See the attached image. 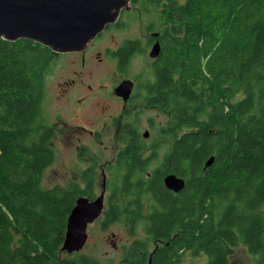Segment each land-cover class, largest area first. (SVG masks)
<instances>
[{
    "label": "trees",
    "instance_id": "1",
    "mask_svg": "<svg viewBox=\"0 0 264 264\" xmlns=\"http://www.w3.org/2000/svg\"><path fill=\"white\" fill-rule=\"evenodd\" d=\"M130 2L140 12L155 8L165 23L152 81L142 86L146 104L167 114L157 134L172 142L149 170L157 147L145 154L136 121L121 127L105 223L130 221L132 231L142 223L146 231L123 264H146L148 254L151 264H166L183 248L203 253L208 264H227L239 245L264 264V0ZM137 49L136 41L125 43L120 62ZM54 59L30 39H0V264H99L83 255L60 258L77 197L94 195L92 170L84 188L42 186L54 159L53 129L41 120ZM168 173L185 179L178 193L165 187ZM151 240L161 241L153 252Z\"/></svg>",
    "mask_w": 264,
    "mask_h": 264
},
{
    "label": "rangeland",
    "instance_id": "2",
    "mask_svg": "<svg viewBox=\"0 0 264 264\" xmlns=\"http://www.w3.org/2000/svg\"><path fill=\"white\" fill-rule=\"evenodd\" d=\"M121 15L119 25L105 29L94 38L84 65L74 55L55 57L45 78L41 120L53 129L49 147L53 149L54 159L42 173L44 189L62 190L71 182L82 186L83 170L92 168L94 196H98L102 191L101 165L104 162L108 164L104 165L108 181L112 173L110 161L124 147L125 138L120 133V127L127 118L136 119L141 134L145 129L149 130L151 138L147 140L148 150L145 154L157 147L158 160L151 162L149 170L158 165L159 159L169 149L172 139L169 136L160 138L157 134L166 126L167 114L146 104L142 86L152 81L153 68L148 56L151 44L147 45V39L152 33L162 30L165 23L158 18L155 8L140 12L130 3L122 9ZM127 39L138 40L145 51L135 54L124 71L118 70L111 56L99 60L103 55L97 56L98 51L106 47L115 48ZM124 77L134 79L140 91L126 111L112 90ZM71 80L75 82L67 85L66 82ZM243 88H239L232 101L242 97ZM125 112L128 114L123 116ZM110 189L107 186L105 196H109ZM105 211L106 208L100 218L88 225L84 247L74 253L60 251V258L76 259L83 255L103 264L114 263L121 259L124 248L134 239L145 237L142 223L138 224L135 233H131L122 220L105 223ZM111 233L115 234L116 249L110 242ZM255 259L256 256L250 254L245 246L239 245L234 248L228 264H255ZM178 260L181 264H205L207 258L200 253L182 251Z\"/></svg>",
    "mask_w": 264,
    "mask_h": 264
},
{
    "label": "water",
    "instance_id": "3",
    "mask_svg": "<svg viewBox=\"0 0 264 264\" xmlns=\"http://www.w3.org/2000/svg\"><path fill=\"white\" fill-rule=\"evenodd\" d=\"M130 0H0V39L15 41L26 38L49 47L53 52L79 51L85 48L109 23H114ZM157 32L152 36H157ZM160 43L151 46L149 57L158 55ZM133 87L131 79L122 80L115 87V94L126 100ZM148 130L144 136L147 137ZM213 161L211 156L205 166ZM167 189L178 193L185 186V179L174 173L163 177ZM105 176L102 191L89 199L77 197L70 210L61 251H80L87 241V227L102 213L104 206Z\"/></svg>",
    "mask_w": 264,
    "mask_h": 264
},
{
    "label": "flooded vegetation",
    "instance_id": "4",
    "mask_svg": "<svg viewBox=\"0 0 264 264\" xmlns=\"http://www.w3.org/2000/svg\"><path fill=\"white\" fill-rule=\"evenodd\" d=\"M129 3L131 4V2L129 1ZM121 12H122V10H121ZM121 12H120V14H119V16L117 17V19H116V21L114 22V23H109V24H107L105 27H104V29L100 32V33H98L97 35H96V37H94L95 39L98 37V35H100L105 29H107V28H109V27H111V26H117V25H119V22H120V20H119V18L122 16L121 15ZM158 34H157V36H152V35H150V37H148V39H147V45H150L151 44V46L153 45V43H155L156 41H159V32H157ZM92 39V40H90L88 43H87V45L85 46V48L84 49H82V50H79V51H71V52H63V53H55V57H59V56H69V55H74L75 56V58L76 59H80V62H81V64L82 65H84L85 64V62H86V59H87V55H86V53H88V52H90L89 51V46H90V44L92 43V42H94V40L95 39ZM132 40H134V41H136L137 43H138V49L135 51V52H130L129 53V55L126 57V60H125V64L123 65V63H121L120 62V59H119V48H121L125 43H127L128 41H132ZM160 43V42H159ZM161 48V47H160ZM150 49H151V47H150ZM142 50V48L140 47V44H139V41L138 40H136V39H127V40H125L121 45H119V46H116L115 48H111V47H106V48H104V50H102V51H98L96 54H97V56L98 55H100V54H102L103 55V58H99V60H103L104 58L106 59V58H108V57H112L115 61H116V66H117V68H118V70L119 71H124L125 70V68L128 66V64H129V62H130V60L132 59V57H134V55L135 54H137L138 52H140ZM145 51V50H144ZM143 50L141 51V52H144ZM150 51V50H149ZM92 52V51H91ZM159 52H160V50H159ZM159 54V53H158ZM148 56H149V52H148ZM157 57H158V55L156 56V57H154V58H151L150 57V64H153V62L157 59ZM153 70V69H152ZM152 73H153V71H152ZM124 79H131V78H127V77H124V78H121L119 81H118V83L116 84V85H114L113 87H112V90H113V92H114V95L116 96V99L117 100H120L121 102H122V104H123V110L124 111H126L127 110V107L129 106V105H131L132 104V102L135 100V99H137L138 98V96H139V86H138V83L134 80V79H131L132 81H133V87H132V89H131V92H130V95H129V97L126 99V100H124L123 99V97L122 96H118V95H116L115 94V87L122 81V80H124ZM75 81L74 80H71V81H67L66 82V84L67 85H71V84H73ZM89 87H91V86H89ZM110 92H111V90H110ZM125 114H128V113H124L123 114V116L125 115ZM128 121H130V122H134V121H136V119L135 118H133V119H129V118H127V120H126V122H128ZM126 122H123L122 123V125H124ZM122 127V126H121ZM121 127H120V129H121ZM145 130H147V129H145ZM145 130H144V132H145ZM144 132L141 134V136H142V138H144L145 140H149L150 139V137H151V134L149 133L148 134V136L147 137H145L144 136ZM148 132H149V130H148ZM120 133H122V132H120ZM140 133H141V131H140ZM123 134V133H122ZM124 138H125V136H124ZM121 150V149H120ZM119 153V151L117 152V154ZM116 154V155H117ZM116 157V156H115ZM115 157L110 161V163H112V165H113V163H114V160H115ZM104 165H108L106 162H104L102 165H101V173H102V185H103V177L105 176V192H104V206H103V210H102V213H101V215L99 216V218L102 216V214H103V212H104V210H105V208H106V220H107V218H109V217H111V214L110 213H108V209H109V196L107 195V196H105V193H106V190H107V186L110 188V186H109V179H108V181H107V175L106 174H104L105 173V167H104ZM88 169H91L92 170V168H88ZM112 169V168H111ZM86 170L87 169H85V170H83V178H84V182H83V185L82 186H80V187H82V188H84L85 187V185H86V183H87V179L85 178V172H86ZM93 171V170H92ZM93 188H94V182H93ZM94 190V189H93ZM93 193H94V191H93ZM110 193H111V191H110ZM110 195V194H109ZM96 196H94L93 195V197L91 198V199H93V198H95ZM105 205H106V207H105ZM146 213H144V212H142V216L143 215H145ZM127 218H129L128 220H133L134 219V214H130V215H127L126 216ZM97 220V219H96ZM95 220V221H96ZM140 220V219H139ZM125 223V225L127 226V229L131 232V233H135L136 232V230H131L130 229V226H131V224H132V222H130V221H126V222H124ZM92 224V223H91ZM143 232H144V234L146 235V231L145 230H143ZM111 239H110V242H111V245H112V247L113 248H118V245H117V243L115 242V234L114 233H111L110 234V236H109ZM135 240H141V239H134L133 241H135ZM133 241L131 242V243H133ZM148 241H149V239H148ZM161 241H157V240H151L150 241V245H148V249L150 250V251H152L153 252V250L157 247V245L160 243ZM131 245V244H130ZM128 247H129V245H127L125 248H124V250H123V254H122V257H121V259L118 261V262H114V263H111V264H123L124 263V255L126 254V252H127V249H128ZM182 251H190V252H192L193 253V251L191 250V249H185V248H183V249H181L180 250V252L179 253H181ZM151 253V252H150ZM179 253H178V255H179ZM197 254H199V253H197ZM200 254H203V253H200ZM178 255H177V258H178ZM204 255V254H203ZM206 256V255H205ZM207 258V257H206ZM151 261H152V259H151V254H148V258H147V262H146V264H151ZM99 264H103L102 262H99ZM145 264V263H144ZM166 264H181V261H179V260H174L173 262H167ZM205 264H208V259L206 260V262H205ZM227 264H228V262H227Z\"/></svg>",
    "mask_w": 264,
    "mask_h": 264
}]
</instances>
